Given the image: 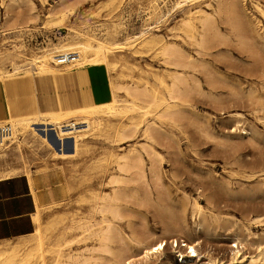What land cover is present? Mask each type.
Segmentation results:
<instances>
[{
  "label": "rangeland",
  "instance_id": "374dc122",
  "mask_svg": "<svg viewBox=\"0 0 264 264\" xmlns=\"http://www.w3.org/2000/svg\"><path fill=\"white\" fill-rule=\"evenodd\" d=\"M215 5L216 0H0V68L13 71L12 66L19 65L14 78L4 82L5 88L0 86L1 118L34 117L38 106L42 112L69 111L108 100L103 62L75 68L58 66L56 73L41 78L28 62L31 54H42L54 44L78 41L82 34L108 45H123L109 54V62L114 64L108 68L111 80L121 86H145L163 104L156 107L120 90L118 103H133L136 110L114 116L111 122L122 120L128 125L133 120L130 116L138 122L123 142L108 135L88 134L77 154L57 156L31 135L22 145L23 159L18 153H9L5 161L25 168L33 179L32 193L37 197L39 212V219H33L36 227L46 230L51 246L47 264H54L56 254L60 264H84L80 260L87 257L94 264H113L119 247L117 238L108 243L109 249H114L102 252L95 237L78 225L97 220L98 214L93 213L95 195L112 192L116 187L120 188L124 216L114 223L120 235L128 243L140 235H150L151 242L160 237L168 240L164 255L152 264L175 261L170 240L187 241V235L199 238L203 261L210 257L219 261L217 264H236L229 261V251L239 249L244 256L241 264H264V17L250 0H244L245 18L238 11L233 13L236 28L215 17L210 30L213 37L209 31L205 44L198 46L186 36L181 23L187 18L193 20L197 37L200 11L212 13ZM55 6L64 16H49L56 25L41 27ZM145 36L159 42L144 46L141 39ZM163 43H175L205 65L201 71H184L192 90L179 98H169L167 91L175 71L182 70L165 64L163 56L155 53ZM61 74H75L77 79L78 102L74 108L64 107L59 96L57 79ZM33 77L37 90L32 86ZM192 78L197 80L199 91ZM144 111L146 114H142ZM70 143L69 139L65 143L68 152ZM145 145L150 147V154L141 149ZM135 150L142 159L148 190L143 180L115 166L119 156ZM23 174L21 169L15 175ZM113 178L121 181L110 183ZM175 220L180 230L174 226ZM55 224L54 230L51 227ZM63 228L64 235L57 236V230ZM34 237L35 231L26 237L0 241V250L18 247L27 251L34 245ZM57 239L60 245L55 246ZM233 243L237 247H231Z\"/></svg>",
  "mask_w": 264,
  "mask_h": 264
},
{
  "label": "bare ground",
  "instance_id": "6f19581e",
  "mask_svg": "<svg viewBox=\"0 0 264 264\" xmlns=\"http://www.w3.org/2000/svg\"><path fill=\"white\" fill-rule=\"evenodd\" d=\"M242 1H244V0H216V5H215L212 13L207 12L205 10L204 11L201 10L200 11L201 17L197 20L198 28L200 29V32L199 31L197 32V35H198L197 37L195 35V29L197 27L195 25V22L189 18L184 19L181 24L186 29L185 30L186 36L189 39L196 41L198 46L204 45L206 40H207V37L209 35L208 34L209 31L211 30V28L215 24L214 23L215 17L223 18V21L225 23H228L233 28H236L233 13L238 11L242 14L241 18H245L244 9L242 6ZM250 1H251V4L253 5V7L262 15V17H264V0H250ZM197 2H198V0H197ZM17 8H19V7H17ZM30 13L31 12H29V14ZM58 13H59V18L61 19L64 16V12H62V10H58V7L55 6L46 15L47 19L43 21L41 27H49L52 25L55 26L56 21L53 20V18L49 19V16H53V15H56ZM241 18H240V20H241ZM60 21L62 22V20H60ZM7 25H9V24H7ZM7 25H6V27H7ZM210 33H212V31H210ZM244 33H247V31H245ZM212 37H213V33H212ZM78 38H79V40L75 41V42H69V43L63 42L60 44H54L52 47H50L48 49H44L45 52H43L42 54H31V56L27 58L28 62L35 66L34 69H35L36 73L38 74L37 78L48 77V76H51L52 74L56 73L57 72L56 69L59 68L58 67L59 65H57V64L54 65L52 63V60L54 59V56H56L59 53H63V52H76L77 53L78 61L76 62L75 67H77L79 65L80 66H82V65H95V64H99V63L103 62L104 68H105V73L107 76V84H108V91H109V95L107 97L108 100L105 102H102V103L92 102L89 105L79 107V108H76L74 110H69V111L42 112V111H40L39 106H38V115L34 116V117H28V116L15 117V116H11V115H9L5 118L0 117V124L5 123V122L10 123L11 126L13 127V131H14L13 139L11 140V142L8 143L7 145H5L4 147L0 148V179L9 178V177L15 175L17 172H19L22 169L24 174L28 177V182L30 184L32 192H34V186L35 185L33 186V179L31 178V176H29L30 173L25 168L17 167L15 165H13V163L5 161V159L8 157L10 152L18 153L20 155L19 158L23 159L22 145L27 140L28 136H31V135L34 137L37 136L42 142H44L47 145V147H49L50 149L53 150V155H57V156H66V155L77 154L78 151L80 150V145L83 142V140L88 138V134L93 135V136L108 135V136H111L112 139L116 142H123L126 138H128L131 135V133L134 132V130L138 126L137 125L138 122H134V119H135L134 116L129 117L130 121L132 119L133 120L128 125L126 123H123L122 120H120L116 123L111 122L110 118H112L114 116H118V115L121 116V114L136 110V107H135L136 105L133 103H130L129 105H121L118 103L119 101L117 99V96H118V92L120 90H123L127 94H130L136 98L137 97L144 98L145 100L149 101V103H152L156 107L161 105L162 102L160 100H155V98L149 93V91L147 90V88L145 86H143L142 88L141 87L139 88L136 85H134V86L133 85L121 86V85L115 84L111 80V78L109 76L108 68H113L114 64H111L109 62V54L114 49L123 48V45H117V44L116 45H108V44H106L100 40H95L92 36L83 35V34L81 36L79 35ZM247 38H249V37H247ZM153 42H154V44H157L159 41L155 40L154 38L148 37V36H145L143 39H141V44L144 46L150 45ZM156 49H157V51H155V53L157 52L158 54L163 56V58H164L163 62L165 61V64L167 63L169 65H172L176 69L180 68L182 70V72L175 71V73L172 76L171 83L168 86V91H167L168 92L167 95L169 96V98H176V97L179 98L182 94H185L187 91L192 90L191 86L187 83V79L184 75L185 74L184 71L188 68H191L194 70L197 69L198 71H201L205 68V65L201 64L199 62V60L194 59L192 56L184 53V51L180 47H178L175 43H163V44L159 45ZM195 52L198 53L197 50ZM255 53H256V51H255ZM199 54H200V52H199ZM217 63H218V61H217ZM18 66L19 65L12 66L13 71L4 70V69L0 68V86L3 89L5 88L4 82L6 80L10 81L11 79L14 78L13 73L16 72V69H18ZM135 67H136V65H135ZM199 68H201V69H199ZM211 68H213V67H211ZM257 73L259 74V72H257ZM211 75H213V73ZM192 79L195 83L194 88L199 91V84L197 83V80L195 78H192ZM208 80H209V78H208ZM213 80H215V79H213ZM193 81H191V82H193ZM158 82H159V80H158ZM193 91H195V90H193ZM233 92H235V91H233ZM197 96H199V95H197ZM230 98H231V96H230ZM234 98L235 97H232V99H234ZM236 98H238V97H236ZM213 100H211V102H213ZM223 100H225V99H223ZM223 100H221L222 103H223ZM215 102H217V101H215ZM217 103H219V102H217ZM164 106L167 108L169 106V104L166 102V103H164ZM137 110H138V108H137ZM144 113L146 114V111L142 112V114H144ZM165 113L167 114L168 111H166ZM169 113H170V111H169ZM193 113H194V111H193ZM160 115H161V113H160ZM162 115H163V113H162ZM170 116H171V114H170ZM186 116H188V115H186ZM192 118H193V116H192ZM62 120H64V121H62ZM69 120H74V122H76V123L87 124L88 128L85 129L83 132L62 133L64 131V129L61 128V125H62L61 122H67ZM153 125H155V124H153ZM53 128H56V136L52 132ZM145 130L147 133L150 130V127L146 128ZM203 131H204V129H203ZM154 132H155V130H154ZM141 135H143V134H141ZM68 139H69V141L71 140L69 152L66 151V149H68V148L65 147V143L67 142ZM161 139H162V137H161ZM227 146H229V144ZM142 148L145 149L149 154L151 153L150 147H148V146L146 147V145H145V147H141V149ZM145 150H143V151H145ZM150 157H151V155H150ZM2 160H4L3 163H2ZM155 164H157V163H155ZM115 166H116V168H118L119 171L124 172V173H130L131 175L132 174L136 175L137 179L139 178V179H141V181L143 180L142 182H144L145 174H144V170H143L142 159L140 158V155L138 154V152H136V150H135V152H128V153H125V154H122L121 156H119L118 160L116 161ZM154 166H157V165H154ZM179 175H180V173H179ZM153 178L156 180L155 177H153ZM120 181L121 180H119V178H113L109 182L110 183H116V182H120ZM144 183H145L146 188H147V189L146 188L145 189L148 190L146 182H144ZM155 184L156 185L158 184L157 186L160 187L159 186L160 183H157V181ZM160 188H158V189H160ZM161 191H159V192H161ZM131 192H132V190H131ZM147 194H149V192ZM149 196H150V194H149ZM120 199H121V194H120V188L119 187L114 188L112 192L99 193V194L95 195V197H94L95 201L93 204V213L98 214V219L95 220L94 222H91V223L88 222L87 225L80 224V225H78V228H82V227L84 228L85 227L84 230L89 231V235H91V237L92 236L95 237V239L97 240V242L99 244L98 248L102 252L103 251L110 252L109 250L114 249V248L109 249L110 247H109L108 243L110 241H112L113 239L117 238L118 243H119V247H118L117 252L115 253V255L113 257L114 258V262L112 261L113 264H115V263H117V264H152V260L157 259L158 256L164 255V252H165L164 250H165V247H166L168 240L160 237V238H156L153 242H151L150 241L151 240L150 235H140V236H136L134 239H130V243H128V241L120 235L119 230L114 228V223L116 221H120L124 218V216L122 214V209L120 207V202H119ZM164 201L166 202V199ZM158 203H160L159 200H158ZM152 204H154V203H152ZM193 206L196 207V203L193 202ZM153 207H155V205ZM160 207H161V205H160ZM156 208H158V207L156 206ZM193 208H192V211H193ZM192 211H191V214H192ZM176 212H177V210H176ZM33 217L37 221L39 219L38 218L39 212L38 211L34 212ZM172 218H173V216H172ZM172 218H169V219H172ZM174 226H176V228L178 227L177 229L180 230V226L177 224V221L174 223ZM51 228L55 230L56 224L53 225ZM67 228L70 229L71 227H67ZM64 229L65 228H63L62 230H60V229L57 230L56 235L60 236V237L62 235H64V233H65ZM184 237H186L187 241H185V238H182L180 240L182 242L184 248L182 250L172 248L173 250L171 249V251H170L171 254L172 253L180 254V256L182 258L181 260L183 261L182 264H217L219 262V261L215 262V260H211L210 257H208L207 259L205 258L206 260L203 261L204 254L200 250V245H199V241H198L199 238L198 239L191 238L189 235L184 236ZM48 238H49V236H48L46 230H43L41 228V226L38 225L35 229L34 245L30 249H28L27 251H21V249L18 247H12L11 249H8V250H0V264H47L46 254L51 250V248H50L51 246L47 242ZM168 239L170 240V238H168ZM172 239L173 238H171L170 242H172ZM53 245H55V246L60 245L59 240L57 239L56 243ZM131 245L133 246V249H132ZM230 246L231 247H237V244L233 243ZM239 246H240V244H239ZM70 249H71V247H70ZM90 249H92V248L90 247ZM97 251H98V249H97ZM229 252L231 253L229 261H231L232 263L235 262L236 264H241V261L244 258V256L243 255L241 256L240 250L239 249H231ZM56 256H57V254L54 256V259H53L55 261L54 264H60V261L56 258ZM165 258L168 260L167 256ZM250 259H252V258H250ZM255 260H256V258H255ZM249 261H248V263H250ZM80 262H83L84 264H94V262L93 261L91 262L88 257H87V259L82 258V261L80 260ZM169 262H170L169 264H173L177 261L172 260V262L171 261H169ZM221 264H223V262ZM225 264H230V263L226 262Z\"/></svg>",
  "mask_w": 264,
  "mask_h": 264
},
{
  "label": "crops",
  "instance_id": "0c3cea01",
  "mask_svg": "<svg viewBox=\"0 0 264 264\" xmlns=\"http://www.w3.org/2000/svg\"><path fill=\"white\" fill-rule=\"evenodd\" d=\"M76 80L75 74H61L57 79L59 96L68 109L74 108L78 102ZM36 84L33 78L32 86L35 90L38 86ZM36 208L37 201L24 174L0 179V241L31 235L36 229L33 219Z\"/></svg>",
  "mask_w": 264,
  "mask_h": 264
},
{
  "label": "built area",
  "instance_id": "2783aa9c",
  "mask_svg": "<svg viewBox=\"0 0 264 264\" xmlns=\"http://www.w3.org/2000/svg\"><path fill=\"white\" fill-rule=\"evenodd\" d=\"M78 61V55L76 52H63L59 53L56 56H54V59L52 60V63L54 65L59 66H68V67H74L76 62ZM61 128L64 129L62 133L67 132H83L85 129H87V124L82 123H76L74 120H69L67 122H61ZM52 132L56 136V128L52 129ZM13 127L10 123H1L0 124V148L4 147L8 143L11 142L13 139ZM172 247L175 249H181L183 248V244L179 240H172ZM183 254V253H182ZM181 256L178 253H175V262L176 264H182L183 261L181 260Z\"/></svg>",
  "mask_w": 264,
  "mask_h": 264
}]
</instances>
